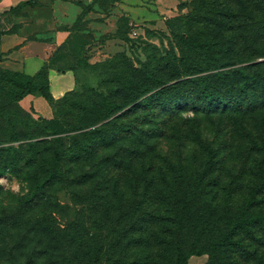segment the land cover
<instances>
[{
	"label": "rangeland",
	"instance_id": "1",
	"mask_svg": "<svg viewBox=\"0 0 264 264\" xmlns=\"http://www.w3.org/2000/svg\"><path fill=\"white\" fill-rule=\"evenodd\" d=\"M114 2L93 1L88 8L93 11L91 19L79 16L73 39L57 55L61 62L55 67L71 69L76 82L52 111L51 120L65 131L58 137L92 130L112 119H106L95 92L119 86L100 64L118 58L126 67L139 69L154 54L157 58L177 54L174 36L186 34L189 16L202 13V5L194 0H162L161 10L147 0L131 21ZM232 7L242 18L258 19L253 5ZM90 21L101 26L91 29ZM256 93L257 106L245 114L209 113L205 103L189 102L183 94L175 101L180 107L186 104L181 112L170 106L169 112L156 111L142 124L133 122L129 135L114 127L108 149L70 165V186L56 185L34 197L31 184L9 174L0 176V264H64L66 241L58 246L50 239L49 228L62 230L66 225L79 232L81 264H150L149 254L155 251L144 236L133 232V223L161 211L157 196L167 193L173 168H182L191 178L200 175L206 171L209 152L218 154L214 169L204 177L210 193L194 207V219L201 224L210 213L221 216L215 228L223 231L224 219L234 217L248 187L256 182V166L264 172V153L253 146L264 142V91ZM116 96L111 93V100L121 104ZM53 138L31 112L7 99L6 90L0 93V151ZM63 141L69 147V141ZM25 150L17 153L26 158ZM207 262L208 255L200 254L187 264Z\"/></svg>",
	"mask_w": 264,
	"mask_h": 264
},
{
	"label": "trees",
	"instance_id": "2",
	"mask_svg": "<svg viewBox=\"0 0 264 264\" xmlns=\"http://www.w3.org/2000/svg\"><path fill=\"white\" fill-rule=\"evenodd\" d=\"M194 3L202 5V13L189 16L186 34L174 36L177 54L165 53L162 58L154 54L139 69L126 67L118 58L100 64L119 86L109 92H95L106 111V119L113 116L111 120L92 130L62 138L58 136L65 131L57 127L52 118H38L55 138L49 143L25 145L26 158L17 153L24 147L0 151V176L9 174L31 184L34 197L56 185L70 186L73 183L67 178L70 165L108 149L114 138L112 128L129 135L136 121L142 124L156 111L181 112L186 104L180 107L175 101L183 94H187L189 102L198 99L205 103L209 107L204 109L213 114L240 115L255 108L256 92L264 91V60L255 62L264 58V0H194ZM231 3L242 8L255 6L256 22L240 17L239 12L232 10ZM25 5L29 2L19 7ZM88 8L85 13L90 11ZM65 46L57 49L56 59ZM48 68L43 66L33 77L0 69V93L6 90L7 99L16 104L28 95L39 96L53 111L67 94L57 100L51 97ZM111 93L121 97L122 103L112 101ZM168 106L170 109L166 110ZM64 139L70 143L67 148ZM253 146L264 153V142L260 147L256 143ZM217 155L209 152L206 171L214 169ZM256 167V182L248 187L247 196L234 217L224 219V230L220 233L215 224L221 216L210 213L203 216L201 224H196L194 219V207L210 193L204 182L206 171L191 178L182 168H173V181L165 187L167 193L160 191L157 196L161 211L148 215L147 221L133 223V232L144 236L148 247L155 251L149 254L150 264H187L191 256L200 254L208 255L206 264H264V172L259 165ZM68 226L62 230L60 226L49 228L50 239L58 246L66 241L62 253L64 264H81L79 232Z\"/></svg>",
	"mask_w": 264,
	"mask_h": 264
},
{
	"label": "crops",
	"instance_id": "3",
	"mask_svg": "<svg viewBox=\"0 0 264 264\" xmlns=\"http://www.w3.org/2000/svg\"><path fill=\"white\" fill-rule=\"evenodd\" d=\"M93 1L0 0V69L33 77L47 65L51 97L57 100L73 91L76 86L74 73L57 71L55 65L61 61L55 58V52L73 39L79 16L91 19L93 11L85 13L84 10ZM144 1L147 0H115L114 7L133 21V16L144 9ZM27 2L29 5L19 7ZM153 2L158 9L159 3L163 5L162 0ZM96 25L101 26L93 21L88 23L91 29H96ZM19 105L37 119L52 118L49 104L39 96L28 95Z\"/></svg>",
	"mask_w": 264,
	"mask_h": 264
}]
</instances>
